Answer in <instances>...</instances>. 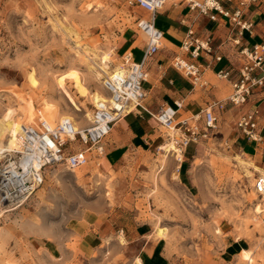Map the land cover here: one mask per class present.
Masks as SVG:
<instances>
[{"label":"rangeland","instance_id":"374dc122","mask_svg":"<svg viewBox=\"0 0 264 264\" xmlns=\"http://www.w3.org/2000/svg\"><path fill=\"white\" fill-rule=\"evenodd\" d=\"M134 1L0 0V118L12 109L18 126H53L65 117L75 127L88 125L92 98L105 96L101 68L122 66L114 53L118 37L130 29L144 35L136 22L147 13ZM228 95L223 90L217 100ZM240 110L222 113L215 132L179 159V152L153 147L129 151L107 170L98 159L73 172L47 168L23 205L0 211V264H134L139 244L127 232L136 226L165 241L173 264H220L233 239L245 241V249L221 264H264V201L254 190L264 168L236 140ZM15 132L8 126L5 134L13 151ZM157 132L163 146L173 145L166 129ZM102 223L108 229L87 249L84 237Z\"/></svg>","mask_w":264,"mask_h":264},{"label":"built area","instance_id":"2783aa9c","mask_svg":"<svg viewBox=\"0 0 264 264\" xmlns=\"http://www.w3.org/2000/svg\"><path fill=\"white\" fill-rule=\"evenodd\" d=\"M168 1L174 0H135L137 8L149 15L148 19H138L137 28L147 38L143 59L133 62L130 53L121 58L120 71L114 72L104 82L103 101L93 104L88 125L75 127L71 120H60L50 126L40 120L36 126H24L17 136L19 149L6 154L0 162V211L15 210L43 184L44 171L53 166H63L73 172L86 165L91 159H100L104 154V141L113 126L141 106L145 98L142 83L146 81L143 69L148 57L155 55L162 47V33L154 28V20ZM191 12L218 23L226 21L229 28L227 44L235 50L238 63L236 77L231 79V69L223 68L215 73L218 80L230 81L231 91L224 100L210 101L197 114L179 119L181 101L175 107H164L152 115L159 127L173 133L167 136L182 155L191 143L206 138L215 132L222 113L242 109L234 130L238 136L256 147L264 149L261 134V113L259 105L264 103V38L249 43L245 34L251 38L257 35L252 16L264 20V0H181ZM264 30V21L259 22ZM192 27L186 31L181 50L193 60L199 58L220 62L223 55L218 53L223 43L214 45V40L199 37ZM171 67L189 79L193 87H207L203 83L200 66L175 57ZM254 190L264 201V180L256 179Z\"/></svg>","mask_w":264,"mask_h":264},{"label":"crops","instance_id":"0c3cea01","mask_svg":"<svg viewBox=\"0 0 264 264\" xmlns=\"http://www.w3.org/2000/svg\"><path fill=\"white\" fill-rule=\"evenodd\" d=\"M252 17V21L255 22L254 31L257 36L251 38L245 34L244 37L248 39L249 43L258 42L261 37L264 38V30L259 23L264 20L259 16ZM148 18L149 15L146 14L145 19ZM158 21L163 23L162 28H157ZM189 27L195 30L196 36L205 38L210 36L215 41L214 45L223 43L218 50V53L223 55V59L220 62L209 61L203 58L193 60L187 53L181 50L182 41ZM154 28L162 33V47L155 55L148 57L144 62L143 69L146 73V81L142 83V88L145 92V98L138 109L113 126L109 136L105 139L104 154L99 159L98 164V167L102 169L107 170L117 166L129 151H146L153 147L159 149L163 146L165 139L157 135L160 127L152 117L160 109L175 107V102L181 101L182 109L178 111L177 115L181 119L197 114L207 103L217 100V97L223 93V90L227 92L228 89L230 94V81L218 80L219 85L211 83L212 77H215V73L218 70L223 68L231 69V79H234L236 77V70L238 69L235 50L230 48L231 44L225 42L229 31L226 21L219 19L218 23L211 22L206 17L198 16L195 12L189 11L181 0L177 2L174 0L168 1L156 15ZM146 44V36L144 37V35L137 33L133 29L126 30L118 37V42L114 48L115 57L121 60L123 55L130 53L133 62L140 63L143 59ZM175 57H181L188 62L198 64L202 78L204 81L205 79L208 80L206 82L207 87L198 90L196 87H193L189 79L174 70L171 67V62ZM208 88H211L209 97L206 94ZM262 104L264 103L259 105L262 118L260 127L262 130L261 134L264 137ZM245 107L248 109L249 105ZM245 107L239 113L246 111ZM235 134L236 140H240L246 144L240 147L242 153L249 158L256 157L259 167L263 169L264 149L260 145L256 147L253 143L240 138L237 133ZM108 227L106 223H102L98 228L87 234L84 237L86 248L92 249L95 240H98ZM127 233L128 238H131V242L139 244L138 257L141 260V264H173L171 259L164 253V240L154 241L153 239H149V231L142 226H136ZM245 244L246 242L240 239L229 241L223 250L222 258L217 263L221 264L225 262V259L235 258L241 250L245 249Z\"/></svg>","mask_w":264,"mask_h":264},{"label":"bare ground","instance_id":"6f19581e","mask_svg":"<svg viewBox=\"0 0 264 264\" xmlns=\"http://www.w3.org/2000/svg\"><path fill=\"white\" fill-rule=\"evenodd\" d=\"M167 3V2H166ZM164 7V6H163ZM121 68H118V67H114L113 69L110 70V67H107L106 65H104L102 68H101V71L103 72L104 75H106L107 77L105 78L104 82L107 80L108 77H110V75L114 72H118L120 71ZM203 83H206V81L202 80ZM207 84V83H206ZM104 85V83H103ZM93 102L96 103V102H99V101H103L104 99L99 96V95H96V97L92 98ZM21 104H27L26 101L22 100V103ZM28 106V105H27ZM26 106V107H27ZM14 115V110L12 109H6L5 113L2 115V117L0 118V162L3 161V159L5 158L6 154L10 153L13 151V146H14V141L13 140H6L7 139V136L5 135L6 134V129L8 126H10L12 128V130L16 131L17 132V135H19L21 133V131L23 130V127L24 126H18L16 124L13 123V121L11 120L12 116ZM88 118L89 115H88ZM64 119H68V120H71V118H68V117H65V118H62L61 120H64ZM73 122V121H72ZM74 123V122H73ZM75 125V124H74ZM51 126V125H50ZM15 132V133H16ZM13 133V132H11ZM168 136L170 137H173V133L171 132H168L167 133ZM9 138V137H8ZM14 138V137H13ZM15 139V138H14ZM17 142V139L15 140ZM169 142H172L169 140ZM18 144V142L16 143ZM161 150H164V152L166 154H171V153H177L179 151H177V149L172 145V144H168V145H165L163 147H161ZM177 156V159L180 158V156L182 155H179V153L176 155ZM176 158V157H175ZM258 171V170H257ZM260 171V170H259ZM264 172V171H263ZM263 176V175H262ZM259 179V178H258ZM262 180V179H260ZM264 215V206H262V216ZM163 230V229H162ZM161 230V231H162ZM162 233H160L161 235ZM134 264H141V260L140 259H136Z\"/></svg>","mask_w":264,"mask_h":264}]
</instances>
